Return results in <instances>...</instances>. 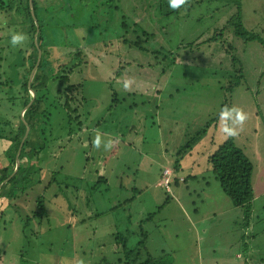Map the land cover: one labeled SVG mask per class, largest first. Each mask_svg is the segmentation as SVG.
Instances as JSON below:
<instances>
[{
    "label": "rangeland",
    "instance_id": "1",
    "mask_svg": "<svg viewBox=\"0 0 264 264\" xmlns=\"http://www.w3.org/2000/svg\"><path fill=\"white\" fill-rule=\"evenodd\" d=\"M104 1L39 0L49 8L45 31L51 63L72 67L70 83L79 85L74 96L85 100L79 111L83 129L68 133L75 125L68 126L62 99L56 100L57 86L49 83L46 110L53 116L45 128L46 149L38 150V166H53L60 173L54 176L57 184L69 187L52 183L42 192L49 198L48 218L39 230L32 219L35 236L26 228L22 238L13 239L18 232L10 219L13 237L4 235L2 242L9 254L24 253L22 260L9 256L5 264H79L80 259L84 264H123L127 255L136 262L148 255L170 264H264L263 48L223 30L241 67L238 83V67L231 66L219 40L211 39L213 29L234 14L233 4L195 0L189 12L166 15L164 3L156 11L157 0H115L118 10L108 15L100 5ZM4 4L15 9L16 0ZM240 4L243 27L264 40V0ZM60 19L63 24L57 23ZM23 20L15 10H0V125L9 120L16 127V116H22L18 108L26 99L25 63L34 51ZM10 30L27 35L23 46H11ZM142 32L148 36L138 40L140 51L131 45ZM145 38L149 40L142 43ZM127 78L133 79L130 90L123 87ZM224 101L248 114L235 137L220 131ZM206 124L199 142L179 159L182 170L174 174L181 179L197 174V179L169 184V191L157 185L160 168L164 166L161 177L165 169L174 173L176 152ZM97 131L104 141L115 142L111 150L93 147ZM227 138L253 164V200L242 208L223 194L206 162ZM2 150L0 146V160ZM49 177L43 170V185ZM41 188L11 201L20 206L19 214L31 216L30 204ZM58 189L65 192L51 197ZM1 203L0 211H12Z\"/></svg>",
    "mask_w": 264,
    "mask_h": 264
},
{
    "label": "trees",
    "instance_id": "2",
    "mask_svg": "<svg viewBox=\"0 0 264 264\" xmlns=\"http://www.w3.org/2000/svg\"><path fill=\"white\" fill-rule=\"evenodd\" d=\"M157 1L158 4L156 3V11L159 12L162 9L164 3L165 8L167 9L165 12L166 15H170L173 12L179 11L189 12L192 7L191 2H197L195 0H188L187 5H185L184 7L177 10H172L169 7L168 0ZM202 1L203 0H199L198 3L200 4L202 3ZM226 1L228 5H234L235 12L221 28L213 29L211 39L213 41L215 39L219 40L221 51H223V53L229 57V62L231 66L233 67L235 65L238 67L235 80H237V82L239 83L242 78L241 67L238 60L232 53V47L227 44L225 39H223V30L229 28L232 31L233 36L240 39L244 43L256 41L263 48V50L264 40L256 33L249 32L243 27L240 0ZM115 2V0H105L104 3H100V5L106 6L108 10V15H110L114 8L118 10L117 4L114 5ZM3 9L4 11L8 9L15 10L16 14H23V22H26L28 25V46L31 47V49L34 51V57H32V54L26 57V80L23 79L24 81L22 83V89L26 99L22 100L21 106L18 108L21 111L25 108L22 113V116L20 118L19 115L16 116V118H18L16 119L18 122L16 127L13 126L9 120H6L3 124L0 125V146H2L3 149V156L0 160V202H2L3 205H11L12 211L15 214V217H13L14 214L11 210L0 211V264H5V261L8 259L9 256L13 260L18 257L20 261L22 260V254L24 253V250L21 249L19 251L16 250L17 254H9L8 248L4 246V243L2 242L4 239V235L7 238L13 237V230L7 228V224H9L10 219H12L11 223L13 222V225L16 226L15 229L18 232V234H16V238L14 235L13 239L22 238V236L24 235V229L26 228H29V233L31 237L35 236L37 232L34 231L31 226L32 219H37L36 228L37 230H39V225L43 223L44 219L48 218V208L46 204L48 203L49 198H44L42 192H44L45 189L51 188L53 186L52 183H55L59 188L69 187V185L65 182L63 185L57 184L56 178L54 176H58L60 175V173L55 171L53 169V166L51 168H43L42 166H38V150L44 151L46 149L47 144L45 140V128L51 122L53 116L50 111L46 110L48 99L45 95L46 92L50 91V86L48 84H56V100L59 101L62 99V102L60 103V108L65 113L67 124L68 126L71 124L75 125V131H73V129H70L69 126L68 133H78L82 129L83 118L82 114H80L79 111L81 105L85 103L84 99H81L82 102H80V100H77L74 96L76 88H78L79 85H74L70 83L72 67L67 68L68 66L66 64H56L54 67L51 63V54L49 53L48 49L50 40H47V35L45 31L49 25V21L46 22L47 20L45 17L49 13V8L44 7L42 3L39 2V0H31L30 10L29 0H16L15 9H11L9 8L8 4H4V0H0V10ZM30 11H32V14ZM122 21L121 27L125 28L126 24ZM62 22L63 21L61 19L57 21V23L59 24H63ZM36 26L38 27V32L35 38V45L33 38ZM64 26H62V28H64ZM133 26H135L136 28V24H133ZM57 27L59 29L58 24ZM135 31H132V33H137ZM146 35L147 33L145 32H142L141 36L136 34L135 38L137 41L132 43L131 46L136 47L140 51L143 50L139 48L138 43L140 41L139 39ZM148 40V38H145L143 39L142 43L147 42ZM38 51L40 53V57L37 66L34 68L37 60ZM74 56L75 54H73V59ZM77 56L80 57L79 55ZM173 62L174 57L170 58V64H173ZM75 66L76 65H74L73 67ZM33 68V74L31 76V79L29 80L28 76L30 75V72ZM30 91H32L34 94L33 100H31L32 96ZM224 106H227L226 101H224L221 105V109ZM206 126L207 124L203 128L197 130L194 136L189 137L184 143V145L181 146L180 149L176 152L173 161L174 174H176L179 170V159L184 154H186V152L189 151L191 147H193L199 142V140L205 133ZM26 128H28V133L19 149V145L26 131ZM16 157L19 161V167L17 171L10 178H8L13 173ZM53 158L55 159V157ZM33 160L35 161L31 162ZM206 162L209 165L211 174L214 176V180L218 182L221 191L225 196H227V198L230 200L231 204L234 207L242 208L245 205L250 204V202L253 200V190L251 186L253 164L243 154L242 150L235 146L233 138H227L221 144L217 145L216 149L206 157ZM43 170L47 171L50 176L48 181L44 185L42 179L40 178ZM63 178H65V180H71L70 177L66 175ZM187 179L188 178L185 177L182 179L181 182H186ZM4 180H6V182L2 183ZM32 180L33 183H31ZM179 182L180 181L178 180V178L173 177L172 181L169 184L177 186ZM37 187L42 188L30 204V207L32 206L30 208L31 216L19 214L18 212L21 211V209L19 208L20 206L12 205L11 201L21 199L22 196H26L25 194L28 190L34 191L37 190ZM61 192L63 193L65 191H61L58 189V192L52 193L51 197L57 198L59 197V193ZM169 199L170 198L167 197L164 200L163 204H166ZM125 258L126 262L124 261L123 264H170L169 262L162 263L159 260H154L148 255H146V257L141 262L130 260L128 255L125 256Z\"/></svg>",
    "mask_w": 264,
    "mask_h": 264
},
{
    "label": "clouds",
    "instance_id": "3",
    "mask_svg": "<svg viewBox=\"0 0 264 264\" xmlns=\"http://www.w3.org/2000/svg\"><path fill=\"white\" fill-rule=\"evenodd\" d=\"M188 0H168L169 7L172 10H177L187 5ZM27 40V35L23 32L10 30V44L13 48L23 46ZM133 83L132 78H127L123 82L125 90H130ZM248 119V114L242 109L236 106L228 107L224 106L219 113L220 131L225 137H235L239 134V131L243 128V125ZM112 139L104 141L101 133L97 131L92 145L94 148L99 150L103 145L105 150H111L114 145ZM79 264H84V260L80 259Z\"/></svg>",
    "mask_w": 264,
    "mask_h": 264
},
{
    "label": "water",
    "instance_id": "4",
    "mask_svg": "<svg viewBox=\"0 0 264 264\" xmlns=\"http://www.w3.org/2000/svg\"><path fill=\"white\" fill-rule=\"evenodd\" d=\"M29 8H30V10H31V0H29ZM30 12H31V14H32V11H30ZM37 28H38V27L36 26L35 34H34V38H33V41H34V44H35V45H36V40H35V38H36V35H37V32H38V29H37ZM39 57H40V53H39V51H38V52H37V60H36V64H35L34 68L37 66V63H38V61H39ZM34 68H33V69L31 70V72H30L29 80L31 79V76H32V74H33V70H34ZM31 96H32V99H31V100H33L34 94H32ZM30 102H31V101H30ZM24 109H25V108H24ZM24 109L21 111V113H20L21 115H22ZM27 133H28V128H26V131H25V133H24V135H23V138H22V140H21V142H20L19 149H20V147H21V145H22V143H23V141H24V139H25ZM19 149H18V151H19ZM18 151H17V153H18ZM18 167H19V161H18V158L16 157V162H15V167H14L13 173H12L8 178H10V177H11V176L17 171ZM6 180H7V179H6ZM6 180H4L2 183L6 182ZM0 185H1V184H0Z\"/></svg>",
    "mask_w": 264,
    "mask_h": 264
},
{
    "label": "built area",
    "instance_id": "5",
    "mask_svg": "<svg viewBox=\"0 0 264 264\" xmlns=\"http://www.w3.org/2000/svg\"><path fill=\"white\" fill-rule=\"evenodd\" d=\"M175 177L174 173H170L168 169H165L163 171V176L161 181L159 182L158 185H162L166 188L167 191H169V183L172 181V178ZM179 181H182L181 178H178Z\"/></svg>",
    "mask_w": 264,
    "mask_h": 264
},
{
    "label": "crops",
    "instance_id": "6",
    "mask_svg": "<svg viewBox=\"0 0 264 264\" xmlns=\"http://www.w3.org/2000/svg\"><path fill=\"white\" fill-rule=\"evenodd\" d=\"M82 129H83V127H82ZM81 129V130H82ZM86 131H87V129H86ZM92 132L91 133H93L94 131H95V129L94 130H91ZM90 143V142H89ZM178 165H179V170H178V172H180V170H182V165L180 164V161H178ZM164 166H162L161 168H160V170H159V173H158V176H157V180L159 179V181L157 182V185H158V183L161 181V175H160V173H161V170H162V168H163ZM177 172V173H178ZM197 174L196 175H194V174H190V175H188V176H186L188 179H190V180H196L197 179ZM183 178H185V177H183ZM187 179V180H188ZM178 185V184H177ZM174 187H177V186H174ZM170 200V199H169ZM169 200H168V202H169ZM168 202H166V204L168 203ZM195 210V209H194ZM245 234H246V232H245Z\"/></svg>",
    "mask_w": 264,
    "mask_h": 264
}]
</instances>
